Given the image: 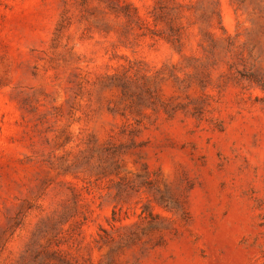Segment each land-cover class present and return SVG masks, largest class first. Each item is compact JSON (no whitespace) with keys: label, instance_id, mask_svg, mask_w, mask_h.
<instances>
[{"label":"rangeland","instance_id":"rangeland-1","mask_svg":"<svg viewBox=\"0 0 264 264\" xmlns=\"http://www.w3.org/2000/svg\"><path fill=\"white\" fill-rule=\"evenodd\" d=\"M0 264H264V0H0Z\"/></svg>","mask_w":264,"mask_h":264}]
</instances>
